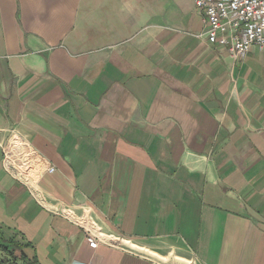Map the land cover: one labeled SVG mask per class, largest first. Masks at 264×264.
I'll return each mask as SVG.
<instances>
[{
	"label": "crops",
	"instance_id": "crops-1",
	"mask_svg": "<svg viewBox=\"0 0 264 264\" xmlns=\"http://www.w3.org/2000/svg\"><path fill=\"white\" fill-rule=\"evenodd\" d=\"M0 194L33 264H264V48L195 0H0Z\"/></svg>",
	"mask_w": 264,
	"mask_h": 264
},
{
	"label": "built area",
	"instance_id": "built-area-1",
	"mask_svg": "<svg viewBox=\"0 0 264 264\" xmlns=\"http://www.w3.org/2000/svg\"><path fill=\"white\" fill-rule=\"evenodd\" d=\"M195 6L210 42L227 46L233 58H243L254 45L264 48V0H195ZM73 218L91 246L107 241L92 218L76 214Z\"/></svg>",
	"mask_w": 264,
	"mask_h": 264
},
{
	"label": "rangeland",
	"instance_id": "rangeland-1",
	"mask_svg": "<svg viewBox=\"0 0 264 264\" xmlns=\"http://www.w3.org/2000/svg\"><path fill=\"white\" fill-rule=\"evenodd\" d=\"M5 209V199L3 197V195L0 194V210L4 211ZM0 224L3 226V227H6V229H14V226H11L8 222L5 224V221H4V217L3 216H0ZM11 226V227H10ZM0 236L1 238H4V235L3 233L1 234L0 233ZM17 234L16 233H13L12 236H10L9 238L5 239L4 238V243H6L5 241H8L10 242V240H14V245L10 247L11 250H13L14 252V255L17 257L18 259V264H33L34 261L33 259H31L26 253L25 251L23 250L24 247H26L27 245H25V243H21L20 241L17 240ZM8 255L3 252L2 250H0V261L1 260H6L8 259ZM10 260V258H9ZM11 262V260H10Z\"/></svg>",
	"mask_w": 264,
	"mask_h": 264
},
{
	"label": "trees",
	"instance_id": "trees-1",
	"mask_svg": "<svg viewBox=\"0 0 264 264\" xmlns=\"http://www.w3.org/2000/svg\"><path fill=\"white\" fill-rule=\"evenodd\" d=\"M14 240H10V242L8 241H5L6 243H0V250H2L3 252H5L9 258L6 259L5 261L4 260H1L0 261V264H18V259L17 257L14 255V252L13 250L10 249L11 246L14 245ZM25 245H29V243H26ZM15 246V245H14ZM35 263V262H34Z\"/></svg>",
	"mask_w": 264,
	"mask_h": 264
}]
</instances>
